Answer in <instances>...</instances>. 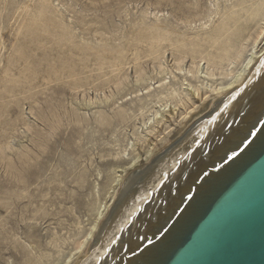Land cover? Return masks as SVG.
Instances as JSON below:
<instances>
[{
  "label": "rangeland",
  "instance_id": "1",
  "mask_svg": "<svg viewBox=\"0 0 264 264\" xmlns=\"http://www.w3.org/2000/svg\"><path fill=\"white\" fill-rule=\"evenodd\" d=\"M56 3L62 6L64 23L76 45L120 54L124 65L116 69L108 63L97 64L93 57H56L57 64L80 68L71 79L46 70L38 50L33 57V79L17 78L16 85L0 81V88H11L9 97L3 100L7 105L0 109L11 124H0V264L64 262L61 259L65 260V254L92 220L95 202L104 196V183L112 175L111 170L133 157L130 147L142 130L148 109L158 97L179 88L180 77L173 80L169 75L165 82L170 84L156 88L162 75L177 64L167 43L160 46L164 53L160 60H152L144 44L134 40L139 25L148 24L142 12L160 11L166 27L184 31L180 21L202 19L208 6V0H55ZM15 5L14 0H9L0 17L4 34L0 76L17 51L26 56L22 40H14L8 22ZM54 26L48 25V33H42L43 48L53 56L62 44ZM252 26L253 22L245 17L236 24L229 22L220 32V45L232 53ZM254 29L249 33L253 34ZM201 49L211 50L205 46ZM179 64L191 67L190 58L182 55ZM21 65L25 67L28 62ZM10 72L16 77V70ZM148 83L154 89L147 94L144 86ZM87 98L95 99V105L82 106ZM123 149L130 153L124 154V162L120 156L112 159L114 152L122 154ZM141 151L137 153L143 158ZM36 256L40 259L34 262Z\"/></svg>",
  "mask_w": 264,
  "mask_h": 264
},
{
  "label": "bare ground",
  "instance_id": "2",
  "mask_svg": "<svg viewBox=\"0 0 264 264\" xmlns=\"http://www.w3.org/2000/svg\"><path fill=\"white\" fill-rule=\"evenodd\" d=\"M8 2L0 0V17ZM14 3L8 22L14 40H22L26 56L17 51L0 81L16 85L17 78L33 79V57L38 50L46 70L71 79L80 68L57 64L56 57H93L97 64L108 63L116 69L124 65L120 54L76 45L73 33L64 23L62 6L55 4V0ZM241 17L251 20L253 26L235 50L227 53V47L219 43L220 32ZM144 18L148 24L139 25L134 40L144 44L152 60H160L164 54L160 46L167 43L177 64L162 75L156 88L170 84L165 82L166 75L173 80L179 76V88L158 97L145 120L141 119L142 130L130 144L133 157L123 163L127 166L111 168L112 175L102 187L104 196L95 202L92 220L65 254V260L61 259L62 264H141L178 218L198 185L201 187L206 176L234 154L264 117V0H208L202 19H178L186 28L184 31L166 27L160 11L146 9L142 12ZM48 25H56L62 40L54 56L43 48L42 33H48ZM253 27L254 33L250 34ZM3 40L0 23L1 46ZM203 46L211 50L205 52ZM182 55L190 58L191 67L180 66ZM27 62V66L21 65ZM13 69L17 71L16 77L10 72ZM10 89L6 85L0 88V109L7 105L3 100L9 97ZM152 89L150 83L145 84V93ZM95 103V99H88L81 105ZM0 124L11 125L4 111L0 112ZM139 149L143 158L137 153ZM123 150V155L114 152L112 159L120 156L123 160L127 153ZM133 162L134 166L129 167ZM27 245L33 250L32 244ZM39 259L36 256L34 262Z\"/></svg>",
  "mask_w": 264,
  "mask_h": 264
},
{
  "label": "water",
  "instance_id": "3",
  "mask_svg": "<svg viewBox=\"0 0 264 264\" xmlns=\"http://www.w3.org/2000/svg\"><path fill=\"white\" fill-rule=\"evenodd\" d=\"M141 264H264V117Z\"/></svg>",
  "mask_w": 264,
  "mask_h": 264
},
{
  "label": "snow or ice",
  "instance_id": "4",
  "mask_svg": "<svg viewBox=\"0 0 264 264\" xmlns=\"http://www.w3.org/2000/svg\"><path fill=\"white\" fill-rule=\"evenodd\" d=\"M261 36L264 37V32L261 33ZM261 60H264V54H261ZM135 162L129 165V167H133Z\"/></svg>",
  "mask_w": 264,
  "mask_h": 264
}]
</instances>
